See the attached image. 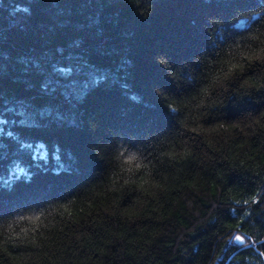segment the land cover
Listing matches in <instances>:
<instances>
[{
	"label": "trees",
	"instance_id": "16d2710c",
	"mask_svg": "<svg viewBox=\"0 0 264 264\" xmlns=\"http://www.w3.org/2000/svg\"><path fill=\"white\" fill-rule=\"evenodd\" d=\"M261 49L264 0H0V264H264Z\"/></svg>",
	"mask_w": 264,
	"mask_h": 264
},
{
	"label": "snow or ice",
	"instance_id": "6c2138e0",
	"mask_svg": "<svg viewBox=\"0 0 264 264\" xmlns=\"http://www.w3.org/2000/svg\"><path fill=\"white\" fill-rule=\"evenodd\" d=\"M262 52H264V49H261ZM237 67H242V65H237V64H232L231 67L228 69L227 75L232 74V70L237 68ZM170 107V106H169ZM223 127V125H221ZM123 164L126 166V169L130 170L131 172H139L141 169V164L138 162L137 157L135 156H126V158L123 160ZM2 183V181H0ZM125 183H127V180H125ZM252 202H255V197L252 198ZM245 204L249 203V201H244ZM32 222L36 223L39 220V217H32ZM235 242L239 243L241 246L245 243V237L242 235H235L232 238Z\"/></svg>",
	"mask_w": 264,
	"mask_h": 264
},
{
	"label": "rangeland",
	"instance_id": "374dc122",
	"mask_svg": "<svg viewBox=\"0 0 264 264\" xmlns=\"http://www.w3.org/2000/svg\"><path fill=\"white\" fill-rule=\"evenodd\" d=\"M42 109L43 108L40 107V109H38L39 110L38 112L41 113ZM33 118H36V116L34 115V113H30V114L24 116L23 120L24 121H31V120H33Z\"/></svg>",
	"mask_w": 264,
	"mask_h": 264
}]
</instances>
